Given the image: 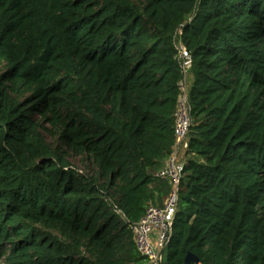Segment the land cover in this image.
<instances>
[{"label":"trees","instance_id":"trees-1","mask_svg":"<svg viewBox=\"0 0 264 264\" xmlns=\"http://www.w3.org/2000/svg\"><path fill=\"white\" fill-rule=\"evenodd\" d=\"M178 31L194 81L163 262L264 264V0H0V262H147L133 226L170 193Z\"/></svg>","mask_w":264,"mask_h":264},{"label":"built area","instance_id":"built-area-1","mask_svg":"<svg viewBox=\"0 0 264 264\" xmlns=\"http://www.w3.org/2000/svg\"><path fill=\"white\" fill-rule=\"evenodd\" d=\"M181 31L175 36L177 58L183 77L192 69V55L182 43ZM183 78V79H184ZM180 84V96L175 113L176 143L167 163L157 172L156 176L167 180L170 193L160 206H150L145 217L133 226V236L137 252L145 257L148 264H161V253L169 242L172 226L178 211L179 190L183 178L186 154L189 149V131L191 125L189 94ZM165 255V253H164ZM164 261V256L162 262Z\"/></svg>","mask_w":264,"mask_h":264},{"label":"rangeland","instance_id":"rangeland-1","mask_svg":"<svg viewBox=\"0 0 264 264\" xmlns=\"http://www.w3.org/2000/svg\"><path fill=\"white\" fill-rule=\"evenodd\" d=\"M4 71V66L3 65H0V74ZM186 78H190L191 77V74H189V72L185 75ZM187 91H189V88H187ZM48 129H51L50 126H47ZM44 134H45V137L47 139V141L54 147V148H57L59 147V143H58V140L57 138H55L53 135V130L48 133L46 131H44ZM71 162L73 164V166L79 168V169H82L84 171V167L82 166V163H81V159L80 158H71ZM0 264H4V262H0ZM143 264H148L147 262L143 263Z\"/></svg>","mask_w":264,"mask_h":264},{"label":"crops","instance_id":"crops-1","mask_svg":"<svg viewBox=\"0 0 264 264\" xmlns=\"http://www.w3.org/2000/svg\"><path fill=\"white\" fill-rule=\"evenodd\" d=\"M189 74H191V77L190 78H184V79H182L183 80V85H184V88L186 89V93H188L189 94V92H190V89H191V86H192V84H193V81H194V77H193V74H192V71H190L189 72ZM187 88H189V91H187ZM167 163V160L164 162V165ZM163 165V166H164ZM166 199V198H165ZM165 199L163 200V203H164V201H165ZM162 203V204H163ZM157 206H159V205H157Z\"/></svg>","mask_w":264,"mask_h":264},{"label":"water","instance_id":"water-1","mask_svg":"<svg viewBox=\"0 0 264 264\" xmlns=\"http://www.w3.org/2000/svg\"><path fill=\"white\" fill-rule=\"evenodd\" d=\"M182 86V84H180V87ZM164 253H165V249L162 251V253H161V264H167V263H164V262H162V258H163V256H164ZM191 263H196V264H200V261H199V259L196 257V256H194L193 254H189L188 256H187V258H186V262H185V264H191Z\"/></svg>","mask_w":264,"mask_h":264}]
</instances>
